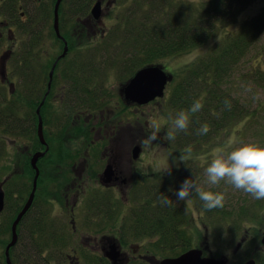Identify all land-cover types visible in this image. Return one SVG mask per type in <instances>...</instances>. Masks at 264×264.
Segmentation results:
<instances>
[{
  "label": "flooded vegetation",
  "instance_id": "1",
  "mask_svg": "<svg viewBox=\"0 0 264 264\" xmlns=\"http://www.w3.org/2000/svg\"><path fill=\"white\" fill-rule=\"evenodd\" d=\"M74 1L75 5H80L82 0ZM98 2L103 13L99 20L92 14L85 18H73L70 37L75 38V42L84 36L89 38L92 46L101 42L112 29L107 23H112L113 20L116 22L121 7L132 5L134 0H91L90 13ZM21 16L25 22L29 21L24 13ZM39 16L43 19L42 13ZM46 24L44 16V22L39 21L36 27L47 30ZM52 26L54 28V19ZM15 34L16 28L9 22H0V42L3 50L0 54V77L2 84L8 89L14 87V84L10 85L8 82L7 62L20 45ZM47 34L46 31L42 34L39 30L33 32L28 29L24 32L22 43L25 95L27 99L43 104L40 118L44 142L38 134V115V144L31 137L10 135L6 138L10 163L7 179L0 182V189L4 191L7 188L6 193L4 191L5 208L0 218L6 209H10L12 214L19 209V215L25 207L37 173L32 166V159L40 154L36 162L39 174L36 193H39L40 205L35 207L33 203L21 221L24 231L28 233L25 245L29 251L32 238L29 231L33 227L31 221L37 220L44 230L42 237L49 240L50 245L69 249L65 253L53 255L34 256L26 253L23 257H18L23 258V264H32L31 258H36L37 264H160L164 259L180 257L184 253L176 257L173 254L175 240L172 224L132 222V219L138 212L142 213L144 196L149 197L152 194L155 196L153 199L158 202L160 189L165 188L176 198L173 192L175 181L181 183L189 177L201 184L205 166L200 165L197 170L195 163H192L190 167V162L195 160L180 166L176 164L175 174L172 176H163L155 168L152 169L143 156L145 146L136 139L128 140L127 122L133 117L127 116L142 112V108L156 104L159 99L145 106L128 102L124 89L131 78L122 83V87L118 86L117 93L107 89L108 78L95 79V76L103 75L98 72L99 69H95V64L78 62L80 57L72 51L69 53V50L66 57L58 61L65 41L69 47L67 37L62 36L64 39H61L56 35L62 44V51L55 58L44 51L43 39ZM79 50L83 54L91 49L87 46ZM68 59L70 62L65 61ZM97 66L101 71V67L106 65ZM162 134L157 133V136L161 138ZM21 141H24V145L20 144ZM128 146L131 147L130 153ZM136 148H140L137 158L134 157ZM144 163L146 169L151 170L150 173H144ZM186 166L191 169H186ZM108 168L110 173L106 176ZM194 198L198 202L197 197ZM184 208L189 211L188 207ZM201 211L204 212L203 209ZM2 221L3 218L0 224ZM193 222L195 223L194 218ZM164 228H168L167 231ZM194 228L200 229L196 225ZM164 232L168 238H164ZM241 241L237 245V251H246L240 264H247L250 260L255 264H264L263 245L250 250L243 248L247 241ZM191 244L195 247L198 245L196 233H193ZM202 244H199V250L203 252V257L219 259L207 257ZM157 245L170 247V255L165 257V254H160L154 248ZM112 249L118 253L117 263L110 260ZM229 258L222 259L230 264Z\"/></svg>",
  "mask_w": 264,
  "mask_h": 264
},
{
  "label": "trees",
  "instance_id": "2",
  "mask_svg": "<svg viewBox=\"0 0 264 264\" xmlns=\"http://www.w3.org/2000/svg\"><path fill=\"white\" fill-rule=\"evenodd\" d=\"M57 1L0 0V22H9L15 27L16 39L20 41V45L17 46L15 53L7 62L8 75L16 79V83L11 82L9 78L8 82L10 85L14 84V87L8 89L6 85L2 84L0 77V162L5 156L6 138L10 135L31 137L38 144L36 109L40 104L27 99L25 95L23 35L28 29L33 32L39 30L42 34L46 31L48 34L44 35L43 39L44 51L55 58L56 51L49 46L56 43L57 46L62 47L52 26ZM90 1L82 0L80 5H75L73 0H63L59 9V29L61 37L65 36L69 40V53L72 51L74 55L80 57L78 62L95 64V69H99L98 72L103 74L95 76V79L106 78L105 76L110 71L119 69L122 74H127L123 77H127L129 80L145 67L210 44L206 53L195 59L189 69L184 72V76L173 86L168 97L169 130L172 128V122L177 112L181 109H188L197 99L203 103V108L199 112L191 114L187 132H178L175 139H168L173 147L184 151L209 143L220 135L230 134L231 129L237 123L242 124L240 131L236 132L241 141L264 145V100L258 102V106L252 111L250 105L241 99L239 91L242 83L253 82L257 91L264 94L263 55L256 53L250 58L252 52L257 49L258 44L264 38V9L258 16L245 21L237 32L226 31L234 23L237 14L254 0H201L199 2L134 0L132 5L120 11L111 31L97 44L96 52L87 53L86 51V54H81V50H79L81 47L91 48L96 43L92 46L86 36L76 43L75 38L70 37L71 31L64 28L63 21L66 18L72 22L73 18H85L90 15ZM40 8L41 10H39ZM21 9L24 12H20ZM22 13L25 14L28 22L22 19L20 16ZM40 13H42L43 19L39 16ZM44 16L50 30L48 27H46L47 30L36 27L39 21L44 22ZM77 29L79 30V28ZM1 49L2 43L0 42V51ZM33 49L36 50V48ZM98 56L103 58L101 65H106L101 67V71L98 64L94 63L95 57ZM248 60H250L251 71L241 74L240 70ZM65 61L70 62V59ZM96 62H98L97 58ZM225 100L231 102L230 108L225 107ZM204 123L209 125V131L206 135H200L197 133V129ZM5 171L0 169V174ZM30 179L32 181V178ZM168 190L160 189L159 194L163 193L169 196L173 201L171 206L162 205L160 197L156 202L153 199L155 196L152 194L149 197L144 196L145 199L143 198L141 206L142 213L138 212L134 218L132 216V222L172 224L175 240L172 248L176 257L193 248L191 244L193 233L186 229L188 211L183 206L177 205L176 198ZM249 196L248 194L243 196L245 200L241 195L239 196L238 199L242 198V201L239 202L238 208L232 204L233 201H230V203H224L223 207L208 210L195 195L201 209L209 219L219 218L220 227L223 232L225 231L226 236L231 237L232 235V238L235 239L248 233L249 227L245 226L246 224L249 222L256 224L254 240H259L256 242V246H259L263 233H261V222L264 221V199L256 200L251 197L254 202L249 204ZM34 204L35 207L40 205L38 192L35 194ZM18 211L19 209L12 214L10 209H6L5 223L0 224V241L5 245L11 240L12 223L17 218ZM31 222L33 227L29 231L32 237L29 251L26 252L27 248L24 245V250L22 249L21 252L22 257L26 253L39 256L45 254L46 251L57 254L65 253L69 249L68 247L50 245L49 240L42 237L44 230L38 221L32 220ZM215 223H217L216 220ZM167 229L164 228V231ZM212 229L218 230V228L216 230L215 224ZM23 231V222H20L18 228L20 240L10 252L12 264H17L15 257H19L16 250L21 245ZM164 234V238H168L165 232ZM154 248L165 256L170 255L169 249L171 248L166 245H157ZM5 257L3 252V260L0 261L2 264H5ZM19 261L20 264H23V258H20ZM30 262L38 263L36 258H31Z\"/></svg>",
  "mask_w": 264,
  "mask_h": 264
},
{
  "label": "rangeland",
  "instance_id": "3",
  "mask_svg": "<svg viewBox=\"0 0 264 264\" xmlns=\"http://www.w3.org/2000/svg\"><path fill=\"white\" fill-rule=\"evenodd\" d=\"M188 1L199 2L201 0H188ZM123 9H124V7H121V11ZM263 9H264V0H254L249 6H247L245 9L241 10L237 14L234 23H232L226 29V31H229L232 33L237 32L239 30V28L241 27V25L245 21H248V20L258 16L262 12ZM20 12H24V11L21 9ZM118 12L120 14V11H118ZM102 16H103V13H102ZM63 23H65L64 28L66 30H68V31L72 30V22H69L65 18V21H63ZM114 24H115V21L113 20L112 23H107V26L112 27ZM99 41H100V39H99ZM4 44H5V42H3V45ZM97 44L98 43H96L92 48H90L91 49L90 52H92V53L96 52ZM209 45L210 44L204 45V46L198 47L194 50H191L189 52H186V53H183L180 55H176V56H172L168 59H164V60L159 61L157 64L163 66L165 72L173 76L172 82H170L167 86L166 94H165L166 96L163 99H159L157 101L158 104L156 103L152 106L149 105L148 107L142 108V112H138L136 115H133V116H130V115L127 116L128 118L133 117L131 120H128V122H127V124L129 125L126 127L128 140L131 139V140L135 141V139H136L138 141V143L141 142V144L143 146H145L146 150L143 152L144 153L143 154L144 159L146 160L147 163H149V165L152 167V169L155 168V171L160 172V174L163 176H168V175L172 176L173 174H175L174 169L176 167V164H178L180 166L181 164H184V163L187 164V161H190V160L191 161L195 160V162H190V167H192V165L194 163L196 165L197 170H199V168L201 167L200 165H203L206 167L207 164L210 162L211 157H212L214 150L216 148L224 146L230 139H235L237 141V143L241 142V140L238 138V135H237L238 133H236V132L240 131L241 126H242V124H239V123H237L234 126L235 128L233 127L231 129L232 132L230 134L227 133L224 135H220L216 139H214L213 141H211L209 143L202 144V145H199L197 147H194V148H191L188 150H184V151L178 150L177 148L173 147V145L171 143H169L170 141H168V138H167V132L170 128V126H169L170 117H169V111H168V97L171 93V90L173 89V86L184 76V72L189 69L192 62L195 59H198L200 56H202L206 53V51L209 48ZM49 47H51L54 51H56L55 52L56 55L62 51L61 47L57 46L56 43L51 44ZM2 51L3 50L1 49L0 54L2 53ZM256 53H260L263 55L262 56V67L264 69V38H262L261 42L258 44L257 49L252 52V55L250 56V58L253 56V54H256ZM96 58H97L98 62H96ZM94 61H95L94 63L101 64L103 62V58H102V56H98V57H95ZM249 64H250V60L245 62L244 66L240 70L241 74L251 71V68H249ZM126 75L127 74H122L119 71V69L110 71L105 76L109 80L107 89L115 90L116 91L115 93H117L118 86L120 87L121 85H123L122 83H125L127 81L128 78L123 77ZM9 79L11 82L16 83V81H15L16 79L12 78L11 75H9ZM240 87H241V89L239 91L241 93V96H240L241 99L244 102H247V104L250 105V107L253 111L258 106L257 105L258 102L264 100V94L257 91L253 82H250V83L248 82L246 84L242 83V85ZM167 95H168V97H167ZM153 117L160 119L161 128H160V131L158 133H163L161 135L162 136L161 138H163V140L160 137H158L156 134L155 140L147 141V137L150 136L151 132H152V129L149 127V121ZM20 144L24 145V141H21ZM130 148L131 147L128 146V151H129L128 153L131 152ZM5 149H6L5 156L3 157L2 161L0 162V169L1 170L4 169L6 171H5V173L3 172V174H0V182H3L8 177L7 168H8V165L10 163V161H9L10 150L8 148V144H6ZM189 150L191 152V158H189L185 162L181 161L179 159V157L181 155H187ZM146 167L147 166L144 163V166H143L144 173L145 174L150 173L151 170H147ZM190 167L186 166L185 168L191 169ZM202 174L203 173H201V175ZM31 176H32V174H31ZM201 181H202L201 186L204 187L206 190L225 192L226 193L225 203H230V201H233L232 204L234 206H236L237 208L239 206V202L242 201V198L243 199L245 198L243 196L247 195L246 193H244L241 190L234 189L231 185L225 183L224 181H221L218 186H209L206 183L205 175H202ZM175 185H176V187L173 189V192L175 190L179 189L181 183L179 181H175ZM6 189L7 188H4L5 193H6ZM2 191H3V189H2ZM240 195L242 197L241 200L238 199ZM194 196L195 195H193L189 200H186V201L185 200H176L177 205L179 204L181 206L188 207V210H189L188 215L189 216H188V223H187L188 227H187V229H188V231H190V233H196V244H198L196 247L193 246V248L199 249L200 248L199 244L203 243L202 249L205 250L204 252H205L207 257H216L219 259L230 257L229 258L230 264H240V262L243 261L242 258H243V255H244L246 250L242 249L240 251H237V245L241 241L242 237H243L242 240L247 241L243 245V248H245V249L250 248V250H253L254 248H258V246H256V244H257L256 242H258L259 240H256V241L254 240L255 235H256V229L255 228H257L256 224L250 223V222L248 224H246L245 226L249 227V231L247 234L241 235L240 237H237L234 239V238H232V235H231V237L226 236V234H224L225 231L223 232L222 227H220L221 224L219 222V218L218 219L217 218L216 219H209L208 216L206 214H204L203 211H201L200 205L196 201ZM251 197L252 196H249V198H248L249 204H252L254 202L253 198L251 199ZM176 199H177V197H176ZM5 215L6 214L4 212L0 218V220H2V218H3V221L1 222V224L5 223V220H6ZM263 215H264V212H263ZM193 218L195 219V223L193 222ZM215 220L217 223H215ZM213 224L216 225V230L218 228L217 231L212 229ZM195 225L198 226L201 230L198 228H194ZM261 225H262V227H261V233H262V232H264V221L261 222ZM258 230H260V229H258ZM262 235H263V233H262ZM27 237H28V233L25 230L21 233V242H20L21 245H19V247L16 250L17 256H21L23 246L27 242ZM261 238H262V236H261ZM248 242H250V243H248ZM9 243L10 242H8V244ZM8 244L5 245V243L0 241V261L3 260L2 259V253L4 252V254H5V250H6V247L8 246ZM259 247H261V244H259ZM150 249H152V248H150ZM26 252H28V251L26 250ZM52 253L53 252H50V251L45 252L46 255H50ZM159 253L162 254L161 252H159ZM136 255H138V254H136ZM165 257H168V256H165ZM19 260H20V258L15 257V262L17 264H20ZM0 264H2V262H0Z\"/></svg>",
  "mask_w": 264,
  "mask_h": 264
},
{
  "label": "clouds",
  "instance_id": "4",
  "mask_svg": "<svg viewBox=\"0 0 264 264\" xmlns=\"http://www.w3.org/2000/svg\"><path fill=\"white\" fill-rule=\"evenodd\" d=\"M225 107L230 108L231 102L225 100ZM203 103L197 99L188 109H181L176 113L172 122V128L167 132L169 140L175 139L178 132H187L190 125L191 114L199 112ZM152 129L147 141L155 140L160 131V119L153 117L149 121ZM209 131L207 123L202 124L197 133L206 135ZM191 158V152L181 155L179 159L183 162ZM206 183L209 186H218L221 181L231 185L234 189L241 190L256 200L264 199V145L255 142H239L230 139L224 146L214 150L210 162L204 169ZM171 191V189H170ZM177 200H189L193 195L199 197L204 208L212 210L223 207L226 193L222 191L206 190L198 180L191 177L186 178L178 190L174 191ZM162 205L171 206L172 199L161 193Z\"/></svg>",
  "mask_w": 264,
  "mask_h": 264
},
{
  "label": "water",
  "instance_id": "5",
  "mask_svg": "<svg viewBox=\"0 0 264 264\" xmlns=\"http://www.w3.org/2000/svg\"><path fill=\"white\" fill-rule=\"evenodd\" d=\"M63 0H58L55 6L54 11V30L56 32V35L63 39L60 35V29H59V9L61 6V3ZM92 16L99 20L102 15V7L100 2L96 3L92 10H91ZM68 52V46L65 42V49L64 53L62 54L61 58H64ZM60 58V59H61ZM55 68V67H54ZM53 72L51 74L52 79ZM173 76L166 73L164 70V67L158 64L151 65L148 67H145L141 70H139L133 78H131L124 89L125 98L128 102L134 103L139 106H145L148 105L158 99H163L166 94V88L170 82H172ZM43 105V104H42ZM40 113V108L38 110V115ZM39 138L41 141L44 142V136H43V130H42V121L40 118L39 122ZM140 155V148H136L134 150V157L137 158ZM40 154H36L32 159V166L36 170V176L33 182V190L29 197V200L27 201L25 207L22 209V211L17 216L16 220L14 221L12 225V237L11 241L6 247L5 255H6V262L7 264H12L11 258H10V252L13 248L16 247L19 241V234H18V227L24 216L27 214V212L31 209L35 194L37 190V181H38V170L36 166V162L39 159ZM110 173V169L108 168L105 175L108 176ZM5 208V194L2 189H0V214L4 211ZM261 244L264 247V232L261 238ZM113 254L110 256V260L113 263H117L118 259V253L112 249ZM160 264H227L226 259H214V258H205L203 257V252L199 249H192L183 255H181L178 258L174 259H164L161 261ZM247 264H255L253 260H250Z\"/></svg>",
  "mask_w": 264,
  "mask_h": 264
},
{
  "label": "bare ground",
  "instance_id": "6",
  "mask_svg": "<svg viewBox=\"0 0 264 264\" xmlns=\"http://www.w3.org/2000/svg\"><path fill=\"white\" fill-rule=\"evenodd\" d=\"M61 56H62V55H61ZM61 56H60V58H61ZM60 58L58 59V61L60 60ZM64 58H65V57H64ZM61 59H63V58H61ZM41 105H42V104H40L39 107H38V109H37V115H38V110H39V108H41ZM38 117H39V122H40V113H39Z\"/></svg>",
  "mask_w": 264,
  "mask_h": 264
}]
</instances>
